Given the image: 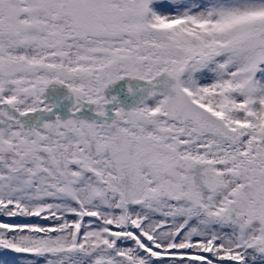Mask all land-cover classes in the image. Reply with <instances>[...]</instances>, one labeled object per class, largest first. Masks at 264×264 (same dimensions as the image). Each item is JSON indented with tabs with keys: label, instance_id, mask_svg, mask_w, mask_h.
Instances as JSON below:
<instances>
[{
	"label": "snow or ice",
	"instance_id": "snow-or-ice-1",
	"mask_svg": "<svg viewBox=\"0 0 264 264\" xmlns=\"http://www.w3.org/2000/svg\"><path fill=\"white\" fill-rule=\"evenodd\" d=\"M0 264H264V0H0Z\"/></svg>",
	"mask_w": 264,
	"mask_h": 264
}]
</instances>
